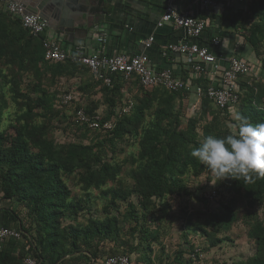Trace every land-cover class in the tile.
I'll return each mask as SVG.
<instances>
[{
  "label": "trees",
  "instance_id": "trees-1",
  "mask_svg": "<svg viewBox=\"0 0 264 264\" xmlns=\"http://www.w3.org/2000/svg\"><path fill=\"white\" fill-rule=\"evenodd\" d=\"M239 5L247 7L240 15L223 12L220 18L230 20L243 35L244 45L249 46L261 63L264 76V0L239 2ZM45 38L46 34H31L21 17L13 15L6 6H0V194L6 201L26 207L29 218L25 223L22 212L10 203L0 207V225L22 231L21 239L9 238L0 245V264H27L26 257L36 259V264H90L110 255H128L130 264H134L132 255L135 253L144 255L152 264L153 244H163L162 220L167 216L172 219L169 196L193 194L186 176L200 175L207 170L190 155L191 149L207 135H227L232 130L228 121L236 126L237 117L241 115L254 124L264 122V82L240 78L244 93L236 104L225 109L214 110L212 100L204 96L199 115L188 118L184 125V111L191 98L196 97L190 91L146 86L137 75L128 79L115 77L113 84L106 86L95 79L85 64L46 60ZM238 57L249 61L248 57ZM80 73L83 85L78 90L82 91V96L71 102L75 103L71 114L75 126L73 135L81 140L90 131L98 133L89 143L75 138L73 142L59 143L51 135L53 120L59 118L64 122L70 115L61 114V110L55 108L58 92L52 93L46 82L56 84L59 77ZM27 78L28 90L35 95L22 89ZM195 81L204 88L210 84L202 75ZM93 87H100L102 98L90 97L86 101L83 92ZM129 92L133 95L129 98L134 102L133 108L114 119L112 129H93L77 120L81 108L88 115H94L101 105L106 107L101 123L113 119L115 110L123 108L129 100H123L124 94ZM9 93L17 108L6 129L2 123L9 106ZM221 111L225 114L224 120ZM235 112L236 118L232 119ZM207 114H211V118L201 125ZM125 140L136 145L138 152H129L127 158L119 160L114 152ZM110 151H113L111 155ZM128 162L131 183L122 175ZM72 177L81 184L85 196L74 194L68 183ZM220 188L222 193L231 195L230 201L222 202L224 210L184 213L187 230L207 236L209 247L231 240L228 232L240 219L233 202L241 197L247 205L244 222L249 225L254 215L258 217L253 228L249 225L254 252L237 264H264V216L257 212L264 206V177H254L251 181L224 179L220 180ZM211 190L216 191V198L219 196L218 187L212 186L202 196L208 202L205 192ZM91 191H99V196L105 200L103 218L95 215L90 205ZM123 203H127L124 212ZM82 214H88L86 223L79 220ZM67 218L71 221L65 223ZM149 218L156 221V225L150 224ZM126 222L133 223L129 234H135L138 243L122 238ZM107 241L117 247L109 246ZM186 244L188 248L179 249L174 262L192 264L205 251L188 237ZM186 251L190 254L188 261L183 259Z\"/></svg>",
  "mask_w": 264,
  "mask_h": 264
},
{
  "label": "built area",
  "instance_id": "built-area-1",
  "mask_svg": "<svg viewBox=\"0 0 264 264\" xmlns=\"http://www.w3.org/2000/svg\"><path fill=\"white\" fill-rule=\"evenodd\" d=\"M250 0H237L240 3H246ZM204 8L214 6V0H200ZM177 0H165L164 11L157 23L158 27L166 24H172L175 28H182L185 31L187 39L169 44L163 51V55H183L185 63L190 66L193 75L199 78L201 75L206 77L210 84L204 88L201 85L191 84V80H186L171 67L157 69L151 65L148 53L141 52L133 55L128 54H104L101 51L88 53L83 45L76 46L73 50H67L62 44L54 39L45 38V58L46 60L57 62L70 60L85 64L90 68L95 79L103 82L106 86H111L115 77L128 79L137 75L142 84L146 86H164L171 91L187 90L194 93L199 98V105L204 96L210 98L218 107L225 109L230 104H236L239 101L241 88L239 80L244 76L253 74L252 64L237 55L227 58V66L222 68L217 55L208 47L200 44L198 41L207 28V22L204 18L198 16L193 11H182L177 6ZM6 9L15 16L22 19L23 25L28 28L31 34L39 36L45 34L49 28V22L38 13H28L25 6L16 0L8 1ZM105 36H99V41H103ZM156 39L154 34L144 40L145 49L152 47ZM220 38L214 39V45L220 46ZM175 60V59H174ZM210 63L212 69L205 65ZM80 94L75 91L67 92L62 97L63 104H70L78 100ZM134 102L129 99L123 108L115 110L113 119L101 123L102 111L98 110L94 115H88L81 108L77 112V120L88 124L93 129L110 130L114 127V119L123 114L131 112ZM216 191L205 192V198L213 201L216 198ZM9 238H22V231L17 228L0 225V245ZM30 245L27 246L29 248ZM27 264H36V259L26 257ZM128 255H110L106 256L100 264H130Z\"/></svg>",
  "mask_w": 264,
  "mask_h": 264
},
{
  "label": "crops",
  "instance_id": "crops-1",
  "mask_svg": "<svg viewBox=\"0 0 264 264\" xmlns=\"http://www.w3.org/2000/svg\"><path fill=\"white\" fill-rule=\"evenodd\" d=\"M8 1L11 0H0V6L5 7ZM222 1L218 3L214 1V6L208 8H204L200 0H177L176 4L180 10L193 11L206 20L207 28L198 41L208 46L217 55L222 68H225L227 58L232 55L249 58L251 50L249 46L244 45L242 38L239 37L240 33L232 26L231 21L228 19L224 21L220 18L223 12L232 16L239 2L224 0L225 2L222 3ZM65 2L77 6L76 9H68L67 21L74 22L80 30L72 33L67 32V27H65L61 31L59 29L61 24L54 22V28L49 26L45 33L48 38L59 41L65 49L73 50L76 46L83 45L88 53L101 51L110 55H133L146 51L150 56L151 65L155 68L171 67L177 75L191 80V84H198L195 83L198 78L193 75L190 66L185 63L183 55H163L164 49L169 44L187 39L182 28H175L169 23L161 28L157 26L164 11L165 0H65ZM226 3L229 4V8H226ZM152 34L156 36L155 42L151 48L146 50L144 40ZM102 35L105 39L99 41V36ZM215 38L221 39L220 46L214 45ZM205 66L212 69L210 63H206ZM82 77L80 73L75 76H62L59 79L64 81L60 83L64 85L67 92L75 91L82 96V91L76 89L81 84L83 85ZM69 79L76 87H71V83L67 82ZM83 93H86V101L95 95L93 89ZM102 95L99 92L96 97L101 99ZM105 108L101 105L98 110L105 112ZM188 109H191V101ZM1 218L0 216V222ZM104 259V256L100 257L90 264H100Z\"/></svg>",
  "mask_w": 264,
  "mask_h": 264
},
{
  "label": "rangeland",
  "instance_id": "rangeland-1",
  "mask_svg": "<svg viewBox=\"0 0 264 264\" xmlns=\"http://www.w3.org/2000/svg\"><path fill=\"white\" fill-rule=\"evenodd\" d=\"M235 3H238L237 0H235ZM225 1L223 0L222 3ZM232 2V0H231ZM247 3V2H246ZM245 3V4H246ZM226 8H229V4H225ZM247 7L245 6H240L238 5V8L233 12L232 16H238L240 15L243 10H245ZM242 34H239V37L243 39ZM251 50V49H250ZM252 56L249 57V62L252 64L254 70L253 74L250 76H244L249 78V80L252 82L254 81H263L264 82V76L261 75L262 71V66L259 60L254 56V53H251ZM256 58V59H255ZM56 84L46 82V86L49 88V90L53 93V91H57L58 93L55 94V108H58L61 110V114H66L70 115L73 114L74 112V104H67L63 105L61 103V99L63 95L67 92V89L64 87L63 84L60 82H64L60 80L59 78L56 79ZM68 83H71V80H67ZM27 84H29L28 78L25 79V81L22 84V89L25 93L31 92V90H28L30 88ZM74 85V86H73ZM94 85H96L94 83ZM71 87H76L74 83H71ZM164 87V86H162ZM56 89V90H55ZM71 89V88H70ZM76 89H79V87H76ZM95 89V90H94ZM137 90V86H136ZM93 91H95V95L92 96L91 98L97 99L96 94L100 91V87H93ZM184 91V90H182ZM10 92V91H9ZM32 95H35V92H31ZM244 93V90L241 89V94ZM135 94V93H134ZM194 94V93H193ZM195 95V94H194ZM131 96V93H125L124 94V99L126 98L129 99ZM133 96V95H132ZM131 96V97H132ZM196 96V95H195ZM8 101H9V106L5 109V114H4V119L2 123V127L9 129V124L10 120L13 118V112L16 110V105L12 101L10 93L7 96ZM193 101V102H192ZM199 98L198 96L194 98H191V109H185L184 111V116L185 120L183 122L184 125L187 124L188 118L190 117H196L199 115L200 106H199ZM190 102V101H189ZM180 103V97L176 99V108H178ZM189 104V103H188ZM239 104V103H238ZM199 106V107H198ZM212 107L214 110H218V107L216 104L212 101ZM222 112V111H221ZM224 112H222L221 119L224 120ZM68 118L66 121H61L59 118H54L53 124H54V130L51 132V135H53V138L56 140V142L59 143H67V142H73L74 141V132H75V126L71 120L72 116ZM211 118V114H207V117H203V121H201V125L206 123L207 119L209 120ZM236 118V112L233 116L232 119ZM231 119V120H232ZM228 123L234 127L232 121H228ZM97 131H90L87 134V137L82 138L81 140L75 138V140L83 141L84 143H89L92 141L96 134ZM103 135V133H102ZM131 142V141H130ZM129 141L125 140L123 142L119 143V147L115 149L114 156L117 157V159L122 160L123 158L128 157V153H137V146L130 145ZM122 148H124V151H122ZM113 151H110V155L112 154ZM126 169L124 173L122 174L125 179H128V181L131 183V178L128 176V170L130 167V164L125 166ZM73 176H78L77 174H74ZM209 176H211V179H209ZM216 177L213 173L209 172L208 169L205 170L203 173L200 175H194V174H189L186 176V183L190 190L193 192L191 195H173L169 196L168 200L171 203L172 207V219L167 216V218L162 220V236H161V241L162 245L159 243H154L153 244V253H152V264H167V262L171 264H180L179 262H174V258L177 254V251L179 249H187L188 245L186 244V237L191 240V242H194L200 249L202 248L205 250L203 253L200 255L199 260H194L192 264H237L239 261L246 259L249 257L251 254L254 252V241L249 237V225L250 227L255 226V222H257V217L258 216H253L251 223L248 225L244 222V215L246 214L247 210V205L245 200H243L241 197H237V200L233 202V205H235L236 210L239 212V220L234 223L228 234L231 236V240H227L222 242L220 245L215 246V247H209V242L208 238L205 235L200 234L199 232L196 231H190L187 230V227L185 225V217L184 213H196L198 210H203L206 211L207 213H212V212H217L219 210H224L223 209V203L222 202H228L230 201L231 195L229 194H224L222 193V190L220 188V181H217L216 183ZM68 183L70 184L74 194L76 196H85V192L83 191V188L81 184H77L75 178L68 179ZM215 183V184H213ZM216 185L219 189V196L213 200V201H206L202 196L205 190L210 189L212 186ZM91 201L90 205L94 208V213L98 217H105V212L103 210V206L105 204V200H103L99 196V191H91ZM2 194H0V207L1 206H6L8 203L11 204V206L15 209L18 208L19 211H21V216L24 220L25 223L29 222L28 218V210L26 207L19 206L18 204L14 202H10L9 200L6 201V199H3ZM134 199V198H133ZM136 200V199H135ZM127 203H123L121 206L122 212L125 211ZM257 212L264 216V206H260L257 209ZM87 215L88 214H82V217L79 218L80 222L86 223L87 222ZM71 219L67 218L65 220V223L70 222ZM149 223L152 225H156V221H152V219L149 218ZM132 222H126L124 224V230L122 232V238L125 239H130L132 240L135 244L138 243V237L134 235L129 234V228L130 225H132ZM153 229V228H152ZM219 234V233H218ZM137 235V234H136ZM106 244L109 246L117 247V245L114 242L107 241ZM163 246L165 247L163 249ZM208 248V249H206ZM132 256H134L133 261L134 264H151V262L144 256L140 255L139 253H135ZM106 257V256H104ZM183 259L185 261H188L190 259V254L188 251H186L183 255Z\"/></svg>",
  "mask_w": 264,
  "mask_h": 264
},
{
  "label": "clouds",
  "instance_id": "clouds-1",
  "mask_svg": "<svg viewBox=\"0 0 264 264\" xmlns=\"http://www.w3.org/2000/svg\"><path fill=\"white\" fill-rule=\"evenodd\" d=\"M237 119L227 135H207L191 149L190 155L215 175L216 182L264 177V122L254 124L242 115Z\"/></svg>",
  "mask_w": 264,
  "mask_h": 264
},
{
  "label": "water",
  "instance_id": "water-1",
  "mask_svg": "<svg viewBox=\"0 0 264 264\" xmlns=\"http://www.w3.org/2000/svg\"><path fill=\"white\" fill-rule=\"evenodd\" d=\"M20 1L28 13H38L49 22V26L54 28V22L61 24V31L67 27V32H78L80 28L74 22L67 21L68 9H76V5H70L65 0H16ZM74 3V2H73ZM66 38V37H65Z\"/></svg>",
  "mask_w": 264,
  "mask_h": 264
}]
</instances>
